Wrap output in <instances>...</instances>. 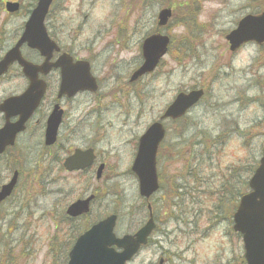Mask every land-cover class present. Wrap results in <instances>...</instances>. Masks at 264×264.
Here are the masks:
<instances>
[{"label":"rangeland","instance_id":"374dc122","mask_svg":"<svg viewBox=\"0 0 264 264\" xmlns=\"http://www.w3.org/2000/svg\"><path fill=\"white\" fill-rule=\"evenodd\" d=\"M18 1L23 11L17 17L7 16L0 6L1 41L19 33L21 16L32 3ZM55 5L60 32L67 40L78 38L76 51L86 47L91 54L110 57L105 46L117 40L110 24L122 22L129 39L117 61L119 71L127 73L140 65V46L149 32L157 30L158 11L171 6L172 20L160 34L171 39L178 62L172 53L163 58L155 73L143 80V100L135 97L127 102L125 118L132 122L130 129L97 149L121 153L129 160L130 141L158 120L178 92L192 87L205 91L202 103L179 125L165 124L168 136L163 146L168 148L160 151L162 146L157 155L164 190L156 196L165 199L158 203L156 231L149 246L130 264H158L159 257L164 264H234L242 259L241 242L231 232L232 214L238 192H248V179L264 147V45L248 43L230 53L224 38L245 16L264 12V0H57ZM109 8L114 16L107 21ZM91 25L94 29L87 32ZM87 99L80 97L76 102ZM230 99L238 100L234 107ZM224 102L228 103L225 124L220 118ZM121 116L119 105L103 108L105 125L111 123L116 129ZM37 141L34 138L32 145ZM38 158L34 150L20 157L18 187L0 207V264H66L78 235L107 214L118 216L117 237L134 233L145 222L144 210H131L141 205L132 178L119 177L101 187L95 184L94 171L83 177L63 176L48 163L36 167ZM0 162L1 183L11 177L12 170L3 159ZM125 171L121 167L116 172ZM95 189L103 195L90 214L68 220L66 207Z\"/></svg>","mask_w":264,"mask_h":264},{"label":"flooded vegetation","instance_id":"af4514ba","mask_svg":"<svg viewBox=\"0 0 264 264\" xmlns=\"http://www.w3.org/2000/svg\"><path fill=\"white\" fill-rule=\"evenodd\" d=\"M36 2L37 0L27 5V11L21 16L23 23L21 29L19 28V33L12 38H6L4 41L0 40V61L10 52H15V55L18 54L20 59L30 66V72L33 73L34 86L31 87L32 96L39 97V101L34 103V106L29 110L28 108L19 109L7 105L8 107L6 106L5 110L1 111L3 110L2 106L7 104L8 101L25 95L29 90L30 84L17 61L9 63L5 72L0 73V131L6 126L10 130L14 129L21 115L29 111L24 125L14 129L11 142L5 141L2 144L6 148L0 155V159H3L5 167L14 166L16 169L11 170L13 172L17 171L20 176V157L34 150L39 154V158L35 163L36 167L42 163H48L52 169L57 170L63 176L81 173L87 176L89 171H94L95 184L101 187L108 186L109 183L116 181L119 177H130L134 181L133 176L128 174V169L130 170L138 148L139 139L137 135L130 141L132 151H130L129 160L121 153L105 152L97 149L102 145L105 146L108 142L113 143V138H118L127 129H130L132 122L125 118L127 102L130 97L134 96L139 100L141 99L137 87L142 86L143 80L151 76H143L137 82H131V75L134 69L128 73L119 71L118 65L120 62L117 59L124 51L123 43L128 40L129 32L122 30L123 33L117 40L105 46V50L108 51L110 57L91 54L86 47H81L80 51H76L75 45L78 38L70 41L64 37V33L60 32L61 25L56 10L51 4L44 17L43 25L48 41L56 46V49L51 46L47 47V56H42L41 53L28 48L25 44L19 46L16 50L24 24L36 7ZM6 4H10L8 6L13 9L11 12L6 10ZM0 6L3 7V12L10 17H17L23 11L22 5L18 0H3V4H0ZM61 69L66 71L73 70L72 76H66L70 86L71 82L75 84L79 81L88 83L91 86L95 84L97 92L94 94L88 92L78 93L73 97L64 92L60 93L62 83ZM87 73L92 79L89 80L87 78ZM68 90L70 91V87ZM83 96L90 99L85 103L75 101ZM116 97H119V99H116ZM104 102H106L105 105H103ZM117 105L122 108L123 116L117 117L115 129L111 123L105 125L102 113L103 108L108 110ZM51 118L52 127L55 128V137L53 141L50 138L47 144L46 130ZM167 122L177 126L181 123V119L162 122L164 138L158 150L161 149L168 135L167 125H165ZM153 123H150L149 126ZM136 125H133L134 128ZM34 138H38V141L32 145ZM72 141H79L80 144L76 147L72 144ZM163 148L166 151L168 147L165 148L164 144ZM76 150L90 151L92 153L91 158L93 160L86 170L77 171L67 165V160L75 154ZM71 164L75 166L76 160L73 159ZM121 167L126 168V171L119 175L116 171L120 170ZM69 169L73 170L69 171ZM6 183V179L3 180L0 183V188ZM16 189L17 186L14 188L13 193H15ZM83 193L86 194V190ZM102 195L103 193L95 190L93 195L95 198L90 204L92 205ZM154 197L155 195L149 200L140 198L139 200H141V205L147 211V219L149 216L148 207H150L156 224V199ZM139 208L138 206L131 207V210L137 211Z\"/></svg>","mask_w":264,"mask_h":264},{"label":"water","instance_id":"95a60500","mask_svg":"<svg viewBox=\"0 0 264 264\" xmlns=\"http://www.w3.org/2000/svg\"><path fill=\"white\" fill-rule=\"evenodd\" d=\"M51 1L39 0L20 40V44L27 43L30 48L37 49L42 54L46 52L48 46L42 21ZM169 16V11L161 12L158 25H165ZM226 40L230 44L231 52L247 42L254 41L257 44H262L264 42V13L258 17H245L239 22L237 29L226 37ZM167 45L168 40L159 36H152L145 40L142 46L144 63L135 72L134 78L151 73L159 59L165 54ZM7 60H9V56L6 58ZM74 92L72 91V94ZM199 98L200 92L191 93L188 96H178L168 108L166 116L172 119L183 116ZM25 118L26 115L23 117L22 124ZM47 133L53 134V131L48 129ZM161 138L162 133L158 126H153L148 130L140 140L138 154L132 169L138 178L140 194L145 197H149L157 190L154 158ZM2 148L3 146H0V152ZM74 167L76 169L83 168L73 165L70 168ZM16 178L17 175L14 174L11 183L2 188L0 202L10 194ZM249 189L251 193L241 198L233 216V230L242 235L247 264H264V152L259 168L249 181ZM86 203H76L68 209L67 214L77 217L86 213ZM114 222L115 217H110L85 233L70 252L68 264H124L130 260L140 246L146 243V238L153 229L149 223L134 237L116 240L112 234ZM112 247L119 248L122 252L117 254Z\"/></svg>","mask_w":264,"mask_h":264},{"label":"trees","instance_id":"16d2710c","mask_svg":"<svg viewBox=\"0 0 264 264\" xmlns=\"http://www.w3.org/2000/svg\"><path fill=\"white\" fill-rule=\"evenodd\" d=\"M8 262V261H7Z\"/></svg>","mask_w":264,"mask_h":264}]
</instances>
